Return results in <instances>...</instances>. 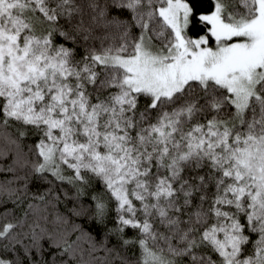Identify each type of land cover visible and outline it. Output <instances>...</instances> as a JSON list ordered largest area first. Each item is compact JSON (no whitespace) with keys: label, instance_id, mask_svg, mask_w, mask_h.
Instances as JSON below:
<instances>
[{"label":"snow or ice","instance_id":"snow-or-ice-1","mask_svg":"<svg viewBox=\"0 0 264 264\" xmlns=\"http://www.w3.org/2000/svg\"><path fill=\"white\" fill-rule=\"evenodd\" d=\"M0 264H264V0H0Z\"/></svg>","mask_w":264,"mask_h":264}]
</instances>
